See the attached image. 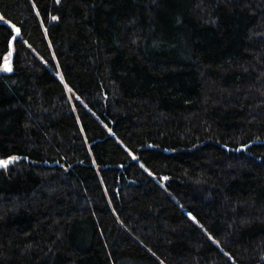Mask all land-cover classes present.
I'll use <instances>...</instances> for the list:
<instances>
[{"label":"trees","instance_id":"1","mask_svg":"<svg viewBox=\"0 0 264 264\" xmlns=\"http://www.w3.org/2000/svg\"><path fill=\"white\" fill-rule=\"evenodd\" d=\"M0 17V264H264V0Z\"/></svg>","mask_w":264,"mask_h":264},{"label":"snow or ice","instance_id":"2","mask_svg":"<svg viewBox=\"0 0 264 264\" xmlns=\"http://www.w3.org/2000/svg\"><path fill=\"white\" fill-rule=\"evenodd\" d=\"M57 2H59V0H57ZM0 19H2V17H0ZM57 19L56 17H53V20ZM11 27L15 28V25H10ZM15 31L17 33L16 37H12V40H16L20 34V29L19 28H15ZM9 35H11V33H9ZM12 48V41L10 40L8 42V51H7V55L4 57L5 63H4V71L5 72H11L12 71V67H11V57L13 56V52L10 50ZM69 91H72L69 88ZM133 159H136V157H133ZM19 160V157L17 156H11L8 159H0V169H7L8 166L10 164H12L13 162H16ZM141 167H144V165H141ZM147 171V169H145ZM149 175H151V173H149ZM191 215V214H190ZM211 239V237H210Z\"/></svg>","mask_w":264,"mask_h":264},{"label":"water","instance_id":"3","mask_svg":"<svg viewBox=\"0 0 264 264\" xmlns=\"http://www.w3.org/2000/svg\"><path fill=\"white\" fill-rule=\"evenodd\" d=\"M16 36H17V33H16L15 37H16ZM12 41H13V40H12ZM3 69H4V64H3L2 67L0 68V75L8 73V72H5ZM244 149H245V148H238L237 151H241V150H244Z\"/></svg>","mask_w":264,"mask_h":264}]
</instances>
